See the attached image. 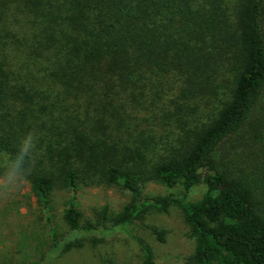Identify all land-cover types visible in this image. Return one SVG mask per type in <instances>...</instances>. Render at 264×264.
I'll return each instance as SVG.
<instances>
[{
	"label": "trees",
	"instance_id": "trees-1",
	"mask_svg": "<svg viewBox=\"0 0 264 264\" xmlns=\"http://www.w3.org/2000/svg\"><path fill=\"white\" fill-rule=\"evenodd\" d=\"M0 154L44 214L34 264L172 207L194 240L186 264H264V0H0ZM101 186L129 201L86 220L77 197Z\"/></svg>",
	"mask_w": 264,
	"mask_h": 264
},
{
	"label": "rangeland",
	"instance_id": "rangeland-1",
	"mask_svg": "<svg viewBox=\"0 0 264 264\" xmlns=\"http://www.w3.org/2000/svg\"><path fill=\"white\" fill-rule=\"evenodd\" d=\"M204 193L203 184L194 186L186 196L190 202L197 201ZM143 194L147 196H182L181 187L167 189L160 184L148 183ZM69 198L64 192L54 193L52 217L65 231L62 223L63 203ZM129 201V195L118 187H95L81 189L77 205L84 219L94 220L95 212L104 207L119 211ZM152 228L165 232L163 241L152 233ZM135 237L148 243L156 264H186L194 251V240L181 211L170 208L166 213L146 214L125 232L106 236L96 247L86 245L71 251L52 264H143ZM47 226L41 207L30 183L13 172L5 157L0 154V264H34L48 249Z\"/></svg>",
	"mask_w": 264,
	"mask_h": 264
}]
</instances>
